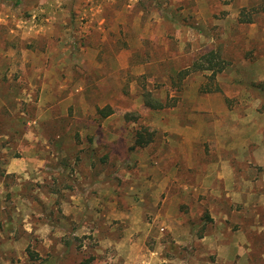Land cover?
I'll return each mask as SVG.
<instances>
[{"label":"rangeland","instance_id":"obj_1","mask_svg":"<svg viewBox=\"0 0 264 264\" xmlns=\"http://www.w3.org/2000/svg\"><path fill=\"white\" fill-rule=\"evenodd\" d=\"M249 82L264 0H0V264H264Z\"/></svg>","mask_w":264,"mask_h":264},{"label":"trees","instance_id":"obj_2","mask_svg":"<svg viewBox=\"0 0 264 264\" xmlns=\"http://www.w3.org/2000/svg\"><path fill=\"white\" fill-rule=\"evenodd\" d=\"M239 20L241 22H246V23L252 21L250 17L239 18ZM222 69H223V61L217 57V54H215L214 51H209L199 55V57L195 59L189 67L180 70L178 74H179V79H182L191 72L199 71V70H209L210 71L209 79L213 80L217 75V73H219ZM244 84L247 88L260 92V97L264 100V91L262 90L261 87H259L258 89L255 86V84L251 82ZM258 86H260V84ZM218 89H219L218 86L216 84H213V86H207V88H205L204 91H217ZM144 100H145V104L152 109H160L165 106L160 101L152 100V98H150L149 93L144 94ZM98 112L102 117H106L112 113V110L110 107H106V108L98 109ZM151 140H152L151 133L147 132L146 128H143V130L137 131L135 145L139 147H143Z\"/></svg>","mask_w":264,"mask_h":264}]
</instances>
